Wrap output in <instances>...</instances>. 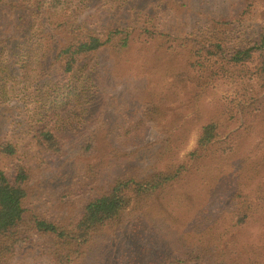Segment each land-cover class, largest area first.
<instances>
[{
    "label": "rangeland",
    "instance_id": "obj_1",
    "mask_svg": "<svg viewBox=\"0 0 264 264\" xmlns=\"http://www.w3.org/2000/svg\"><path fill=\"white\" fill-rule=\"evenodd\" d=\"M68 17L135 36L121 51L87 58L73 92L55 85L57 36L46 42L36 33L20 50L13 32H0V141H21L29 212L73 227L118 178L169 179L79 247L27 227L0 264H264V0H85ZM194 38L220 42L226 54L258 50L225 64L197 55ZM211 123L215 137L198 148ZM32 126L62 136V151L32 144ZM14 161L0 167L9 173Z\"/></svg>",
    "mask_w": 264,
    "mask_h": 264
},
{
    "label": "trees",
    "instance_id": "obj_2",
    "mask_svg": "<svg viewBox=\"0 0 264 264\" xmlns=\"http://www.w3.org/2000/svg\"><path fill=\"white\" fill-rule=\"evenodd\" d=\"M84 1L0 0V14H2L0 32L3 34L6 30L5 39L9 38L10 32H13L10 39L15 40V49L22 44L25 45L36 33H41L38 35L41 38H47L46 42L58 37L59 41L55 45L57 48L53 51L55 62L58 64L55 85L62 91L67 86H71L73 92L77 90V86H73L70 80L80 77L87 58L109 46L121 51L130 45L135 36L133 29L122 25L91 28L82 23L77 24L70 21L69 17L67 20L72 9L77 10L80 3ZM8 15L11 16L9 19L11 23L5 27L2 19ZM56 16L60 18L57 24L49 26L47 20L56 18ZM223 23L225 22L214 20V27L218 28L217 24ZM145 30L150 31V34L154 36L161 35L168 39L166 32L160 29L145 28ZM38 45L41 48L40 44ZM191 47L202 59L220 57L225 64L246 61L253 51L258 50L257 46L226 54L220 42L208 39L202 41L197 38L191 40ZM259 47L263 49L261 70L264 72V30ZM27 50L25 52L29 55L26 56H32V53ZM214 137L215 125L212 123L205 125L197 142L198 148L208 145ZM14 138V136H9L0 141V159H15L11 165V172L7 173L0 167V263L7 253L14 252L18 242L27 237V227H30L34 233L52 237L58 246L62 245L68 249L79 247L86 243L92 231L123 212L131 200L136 201L141 194L159 187L169 179V177H163L156 182L152 180L140 182L132 178H118L111 189L90 199L80 218L73 227H69L48 217L37 216L29 212L25 202L28 197L27 185L31 179V171L24 162V154L20 152L21 141ZM28 138L32 144L44 152L59 153L64 147L62 136L51 129L40 126L30 127ZM127 190L132 192L130 198L126 194Z\"/></svg>",
    "mask_w": 264,
    "mask_h": 264
}]
</instances>
